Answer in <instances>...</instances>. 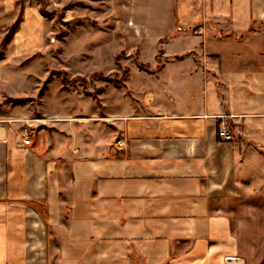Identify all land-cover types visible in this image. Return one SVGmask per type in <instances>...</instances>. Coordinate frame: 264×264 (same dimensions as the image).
Instances as JSON below:
<instances>
[{
	"label": "crops",
	"instance_id": "crops-1",
	"mask_svg": "<svg viewBox=\"0 0 264 264\" xmlns=\"http://www.w3.org/2000/svg\"><path fill=\"white\" fill-rule=\"evenodd\" d=\"M261 1L131 0L140 64L124 60L121 87L95 82L101 106L90 89L73 106L44 95L38 117L7 102L34 95L18 56L48 48L25 11L0 57V264H260Z\"/></svg>",
	"mask_w": 264,
	"mask_h": 264
},
{
	"label": "rangeland",
	"instance_id": "rangeland-1",
	"mask_svg": "<svg viewBox=\"0 0 264 264\" xmlns=\"http://www.w3.org/2000/svg\"><path fill=\"white\" fill-rule=\"evenodd\" d=\"M259 5L264 9V0ZM130 6L131 0H0V57L5 55L7 45L13 39L14 33L9 40L11 28L24 20L25 11L40 13L48 28V48L33 54H20L15 63L19 73L33 78L34 95L7 102L26 103L38 117L40 114L37 112L44 95L49 96L52 103L57 102L56 97L59 95L66 105L73 106L83 101L90 89L95 95L98 94L95 99H98L101 106V93L95 87V82L121 87L129 75V68L125 64L128 62L124 60L133 58L140 64L139 51L133 50L134 44L138 45L139 40L137 42L133 39L132 33L126 32L124 28L126 25L131 26L127 18ZM109 27L113 32L106 34ZM189 29L195 33L198 26ZM170 38L172 37L161 38L159 45ZM164 53L162 46H159L158 61L163 58ZM105 58L112 61L113 72L97 71V63L94 61L103 59L104 65ZM139 68L146 70L150 66L142 64ZM26 88L29 90L27 84ZM263 259L264 257L260 264L264 263Z\"/></svg>",
	"mask_w": 264,
	"mask_h": 264
},
{
	"label": "built area",
	"instance_id": "built-area-1",
	"mask_svg": "<svg viewBox=\"0 0 264 264\" xmlns=\"http://www.w3.org/2000/svg\"><path fill=\"white\" fill-rule=\"evenodd\" d=\"M218 135L220 139L227 141V142H230L234 139V135L231 132V130H229L228 127L224 125L223 123H222V126L218 130ZM30 143H31V136H27L24 139L23 144L29 145Z\"/></svg>",
	"mask_w": 264,
	"mask_h": 264
},
{
	"label": "trees",
	"instance_id": "trees-1",
	"mask_svg": "<svg viewBox=\"0 0 264 264\" xmlns=\"http://www.w3.org/2000/svg\"><path fill=\"white\" fill-rule=\"evenodd\" d=\"M20 25V23H16L12 28H11V30H10V32H9V40L12 38V35H13V33H15V30L18 28V26ZM77 80H80V79H77ZM76 81V80H75ZM264 260V259H263Z\"/></svg>",
	"mask_w": 264,
	"mask_h": 264
}]
</instances>
